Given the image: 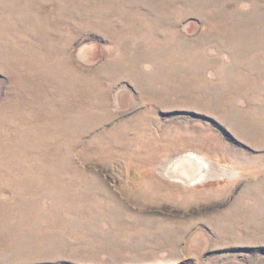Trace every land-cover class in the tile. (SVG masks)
<instances>
[{"label":"rangeland","instance_id":"1","mask_svg":"<svg viewBox=\"0 0 264 264\" xmlns=\"http://www.w3.org/2000/svg\"><path fill=\"white\" fill-rule=\"evenodd\" d=\"M0 264H264V0H0Z\"/></svg>","mask_w":264,"mask_h":264},{"label":"bare ground","instance_id":"2","mask_svg":"<svg viewBox=\"0 0 264 264\" xmlns=\"http://www.w3.org/2000/svg\"><path fill=\"white\" fill-rule=\"evenodd\" d=\"M183 156V155H182ZM196 156V157H195ZM213 166L206 159L197 155H184L172 162L168 173L165 175L173 181H182L187 185L197 184L209 178L213 172Z\"/></svg>","mask_w":264,"mask_h":264}]
</instances>
